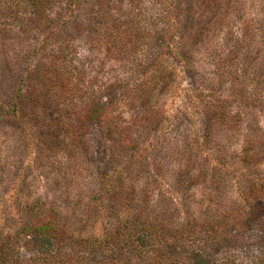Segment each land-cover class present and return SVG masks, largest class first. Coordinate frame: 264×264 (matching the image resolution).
Wrapping results in <instances>:
<instances>
[{
  "label": "rangeland",
  "instance_id": "1",
  "mask_svg": "<svg viewBox=\"0 0 264 264\" xmlns=\"http://www.w3.org/2000/svg\"><path fill=\"white\" fill-rule=\"evenodd\" d=\"M51 16L67 21L50 39L0 30V247L52 220L61 261L81 263L82 240L144 218L170 241L189 224L197 235L156 242L164 256L118 253L130 244L116 240L117 264H188L194 249L214 264H264V0H91L77 18L66 6ZM159 28L173 81L84 121L94 95L137 83ZM20 85L19 113L1 117ZM20 246L16 264H45Z\"/></svg>",
  "mask_w": 264,
  "mask_h": 264
},
{
  "label": "trees",
  "instance_id": "2",
  "mask_svg": "<svg viewBox=\"0 0 264 264\" xmlns=\"http://www.w3.org/2000/svg\"><path fill=\"white\" fill-rule=\"evenodd\" d=\"M91 0H0V30L6 31L10 28L16 26L21 27L22 31L26 33L27 36L31 37L36 34L45 35V38H53L54 35L61 29L66 19L52 17L51 14L56 9L66 6L67 12L70 13L71 18L77 16L78 10H82L84 3H89ZM98 4L105 3V0H95ZM167 5V3H166ZM168 6V5H167ZM96 9L95 5L89 9V16L93 15V11ZM165 32V29H162ZM162 30L159 28L157 31L162 39L155 41V54L149 62L143 67V74L138 76V81L133 87L131 85H120V83H115L99 92V96L94 95L92 97V102L90 106L87 105L85 112L82 114L84 121L89 120L90 117L96 116L99 120L106 117V108H119L125 100L128 99H139L143 96V99H150L151 90L156 87L159 78L165 79V86L169 85L171 81L176 76L174 70L164 66V55L160 49H171V43L164 39ZM161 42H163L161 44ZM156 72V74H154ZM161 75V76H158ZM167 81L169 82L168 84ZM108 93L110 95V101L104 102V97L107 99ZM33 95V94H30ZM24 97V89L22 85L16 90L15 94L12 96V102L10 109L6 110L4 115L18 114L20 110V105ZM35 103L40 102L41 98L35 96ZM3 106H0V109ZM4 111V109H3ZM1 112V110H0ZM198 224V223H197ZM197 224L188 225V234L181 235L179 238H175L178 241L180 238H184V235L196 237L198 227ZM225 229H228L226 223ZM224 229V230H225ZM215 238L219 235L220 229H214ZM224 236L229 235V232H224ZM60 230L57 229L56 223L52 220L47 222H39L35 224H27L20 228L15 234L7 236L1 247H0V264H16L17 257L21 256L22 246L31 244L38 253V258L42 259L45 264H117L118 260L113 254L118 249L116 240H122L129 242V250H123L122 248L118 253H127L131 255H142L148 253L151 250L162 251V253L157 252L160 255H167V250L162 247H157V243H167L170 246L172 242V235L169 232V228L165 223L160 224L157 221L150 219H132L124 223V226L117 231V235H104L95 238H89L82 240L81 250L83 257L81 263H72L71 260L74 258L68 257L66 261H61L59 257L60 247L65 243L64 236L61 235ZM165 241V242H164ZM171 242V243H170ZM114 243V244H113ZM20 244V245H19ZM113 246V247H112ZM171 264H179L174 262L172 259ZM188 264H214L211 257H208L203 251L194 249L190 255V263Z\"/></svg>",
  "mask_w": 264,
  "mask_h": 264
}]
</instances>
